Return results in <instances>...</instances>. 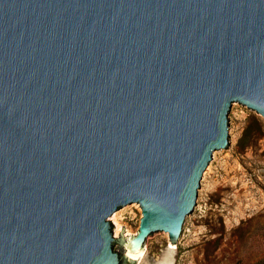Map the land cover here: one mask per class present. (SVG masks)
<instances>
[{
    "label": "water",
    "instance_id": "95a60500",
    "mask_svg": "<svg viewBox=\"0 0 264 264\" xmlns=\"http://www.w3.org/2000/svg\"><path fill=\"white\" fill-rule=\"evenodd\" d=\"M235 105L264 119V0H0V264L180 248Z\"/></svg>",
    "mask_w": 264,
    "mask_h": 264
},
{
    "label": "rangeland",
    "instance_id": "374dc122",
    "mask_svg": "<svg viewBox=\"0 0 264 264\" xmlns=\"http://www.w3.org/2000/svg\"><path fill=\"white\" fill-rule=\"evenodd\" d=\"M232 128L234 150L218 155L206 175L198 196L201 211L190 218L185 243L179 248L169 235L152 237L138 264L263 263L264 119L235 105ZM141 217V207L116 216L120 244L137 232ZM117 250L131 264V256Z\"/></svg>",
    "mask_w": 264,
    "mask_h": 264
},
{
    "label": "bare ground",
    "instance_id": "6f19581e",
    "mask_svg": "<svg viewBox=\"0 0 264 264\" xmlns=\"http://www.w3.org/2000/svg\"><path fill=\"white\" fill-rule=\"evenodd\" d=\"M116 225H117V232L119 231V229H120V224L118 223V222H116ZM171 246H173V244L171 243L170 244ZM129 255L131 256V254L129 253Z\"/></svg>",
    "mask_w": 264,
    "mask_h": 264
},
{
    "label": "trees",
    "instance_id": "16d2710c",
    "mask_svg": "<svg viewBox=\"0 0 264 264\" xmlns=\"http://www.w3.org/2000/svg\"><path fill=\"white\" fill-rule=\"evenodd\" d=\"M246 131L248 132V129H246ZM262 264H264V261H263V263Z\"/></svg>",
    "mask_w": 264,
    "mask_h": 264
}]
</instances>
